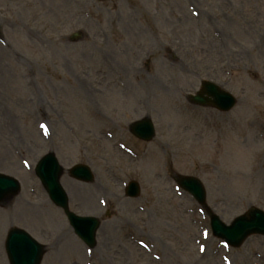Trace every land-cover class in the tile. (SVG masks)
Returning a JSON list of instances; mask_svg holds the SVG:
<instances>
[{
  "label": "rangeland",
  "instance_id": "rangeland-1",
  "mask_svg": "<svg viewBox=\"0 0 264 264\" xmlns=\"http://www.w3.org/2000/svg\"><path fill=\"white\" fill-rule=\"evenodd\" d=\"M0 30L7 44L0 45V172L23 185L0 208V237L8 226L38 232L44 198L21 161L32 168L51 150L65 168H93L110 203L105 223L116 264H222L224 251L210 237L200 242L206 254L198 253L206 217L173 190L169 174L198 178L223 222L248 207L264 211V0H0ZM74 32L80 37L71 42ZM206 79L232 94L236 108L222 114L189 105L186 95ZM142 117L154 124L150 143L128 132ZM130 179L142 189L135 201L120 192ZM92 204L78 205L87 213ZM52 211L40 221L55 235L65 225ZM118 223L151 234L141 237L154 249L135 246L122 235L128 225L119 231ZM54 240L57 264H82L73 241ZM229 256L231 264H264V238Z\"/></svg>",
  "mask_w": 264,
  "mask_h": 264
},
{
  "label": "water",
  "instance_id": "water-1",
  "mask_svg": "<svg viewBox=\"0 0 264 264\" xmlns=\"http://www.w3.org/2000/svg\"><path fill=\"white\" fill-rule=\"evenodd\" d=\"M211 91H215L214 89L213 90H211ZM150 138V135L149 136H147V135H145V139H149ZM186 179H184L183 181H185ZM4 179H2V178H0V189H10V190H12V192L11 193H15V189L13 188V189H11V188H6V186L8 185V183H4ZM198 183V182H197ZM182 184L184 185V186H189V187H196V189H197V187H199L198 186V184L196 185V184H194L193 182H182ZM16 233H18V234H20L21 236H22V234L20 233V232H14L13 234H16Z\"/></svg>",
  "mask_w": 264,
  "mask_h": 264
}]
</instances>
